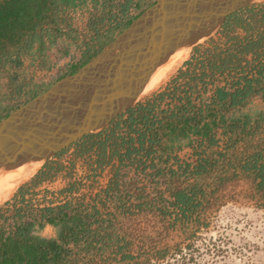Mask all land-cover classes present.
<instances>
[{"label":"trees","instance_id":"16d2710c","mask_svg":"<svg viewBox=\"0 0 264 264\" xmlns=\"http://www.w3.org/2000/svg\"><path fill=\"white\" fill-rule=\"evenodd\" d=\"M113 1L104 0L100 5L103 15L89 26L91 43L83 42L80 59L66 74L52 83L26 89L21 80L24 63L38 61L41 69H50L47 51L63 38L77 40L72 19L87 0H0V88L6 85L9 89L6 99L25 95V104L59 79L74 74L157 0H121L116 5ZM91 4L98 8V0H91ZM243 11L248 16L242 18ZM255 15L260 17L254 20ZM98 25L107 29L100 33ZM218 33L217 38L194 48L184 64L188 73L183 84L152 96L116 118L109 126L112 128L84 136L54 158L76 146L78 157L91 159L95 154L94 163L100 169L117 159L112 178L117 185L121 168L134 163L125 159L133 156L138 164L145 159L155 168L154 161L164 153L170 155L174 148L192 149V160H180L176 170L168 171V177L162 168L154 173L167 178L169 196L159 195L162 205L156 210L169 218L172 226L189 223L199 208H206L234 180L249 181L264 197V111L229 114L264 94V5L229 16ZM187 53L163 72L161 68L158 73H162L149 82L145 93L163 83ZM162 103H166L163 108ZM19 107L1 112L0 120ZM101 135L102 140L90 144ZM58 167L47 162L29 184L0 206V264H112L133 260L131 243L106 222L109 219L103 217L100 208L84 201L85 196L71 199L67 195L74 190L73 184L60 191L66 194L63 201L54 204L43 198V206L35 205L36 188L50 181ZM90 170H94L92 163ZM174 181L179 182L178 187L172 186ZM27 194L31 197L26 198ZM124 198V194L118 196L122 206ZM47 226L55 230V237L42 235Z\"/></svg>","mask_w":264,"mask_h":264},{"label":"rangeland","instance_id":"374dc122","mask_svg":"<svg viewBox=\"0 0 264 264\" xmlns=\"http://www.w3.org/2000/svg\"><path fill=\"white\" fill-rule=\"evenodd\" d=\"M103 1L98 0V8H94L91 0H87L85 6L73 15L72 25L77 40L63 38L55 48L47 51L50 69H41L38 61L34 64H30L29 61L24 63L21 80L27 84L26 89L33 85L52 83L58 76L66 74L69 66L80 59L81 51L84 49L83 42H90L92 36L89 26L104 13L100 6ZM119 1L121 0H114L112 4L116 5ZM112 10L114 13L115 9ZM107 11L108 9L105 10ZM132 13L134 12L131 11ZM242 16L248 14H244L243 11ZM259 17L255 15L253 19ZM101 25H98L100 33L107 29V26ZM220 30L221 28L196 47L204 46L208 40L217 38ZM193 50L183 65L152 96L168 92L174 85L185 82L186 79L183 77L188 72L184 64L190 60ZM65 51L67 55L64 54ZM158 72L152 75V80L161 73ZM8 90L6 85L0 88V106L3 108L0 113L5 114L16 105L22 106L28 99L25 95L12 100L6 99ZM152 96L142 103L151 100ZM165 104L162 103L161 108ZM259 111H264V94L252 98L246 106L229 114H254ZM96 139L102 140L103 135L91 140L90 144ZM192 154V149L174 148L170 155L164 153L161 159L154 161L155 168L150 167V161L145 159L143 163L138 164L136 162L138 159L132 156L130 160L125 159V162L134 163L121 168L122 174L117 175L118 181L115 185L112 178L118 164L117 159H113L111 162L113 165L108 164L100 169L94 163L95 154L91 155V159L85 155L78 157L76 146H73L60 157H53L48 161L55 167L59 166L58 171L50 181L36 188L34 203L43 206L45 204L43 198L52 200L54 204L59 203L66 195L60 194V191L73 184L74 190L71 195H67L71 199L85 196L84 201L100 208L103 217L109 219L106 222L112 225L116 233L124 236L126 242L131 243L130 249L134 259L126 263L112 264H264V197L254 191L249 181L234 180L228 183L229 189L217 193L216 200L202 210L199 208L198 215L186 224L177 223L172 226L169 218H164L156 210L162 205L159 202V195H163V198L169 196L165 184L168 171L176 170V164L180 160L191 161ZM91 163L93 171L90 170ZM157 168H162L166 177L154 176ZM34 176L0 202V206L10 201L17 190L29 184ZM178 185V181L172 184L177 187ZM120 194L125 195L123 206L118 201ZM25 197L31 196L27 194ZM138 204L141 205L140 208L137 207ZM41 233L47 238L55 237V230L51 227L45 228Z\"/></svg>","mask_w":264,"mask_h":264},{"label":"water","instance_id":"95a60500","mask_svg":"<svg viewBox=\"0 0 264 264\" xmlns=\"http://www.w3.org/2000/svg\"><path fill=\"white\" fill-rule=\"evenodd\" d=\"M258 5L264 0H157L74 74L0 120V173L23 168L36 175L61 151L157 92L208 30L216 32L229 16ZM185 47L177 69L145 93L154 72Z\"/></svg>","mask_w":264,"mask_h":264},{"label":"bare ground","instance_id":"6f19581e","mask_svg":"<svg viewBox=\"0 0 264 264\" xmlns=\"http://www.w3.org/2000/svg\"><path fill=\"white\" fill-rule=\"evenodd\" d=\"M215 33V29L208 30L204 36L200 39L199 43L206 41L210 37L213 36ZM188 51V47L180 49L173 53L167 60L162 64L155 72H158L161 68L163 70L173 61H175L178 57L182 56ZM161 72V73H162ZM160 73V74H161ZM153 74V75H154ZM159 74V75H160ZM158 75V76H159ZM157 77V76H156ZM155 77V78H156ZM154 79V78H153ZM152 79H150L151 81ZM33 175V171H26L25 169L21 168L20 170L10 172V173H0V202H3L6 198H8L14 191L25 181H27Z\"/></svg>","mask_w":264,"mask_h":264},{"label":"crops","instance_id":"0c3cea01","mask_svg":"<svg viewBox=\"0 0 264 264\" xmlns=\"http://www.w3.org/2000/svg\"><path fill=\"white\" fill-rule=\"evenodd\" d=\"M47 227H49V226H47ZM47 227H46V228H47Z\"/></svg>","mask_w":264,"mask_h":264}]
</instances>
